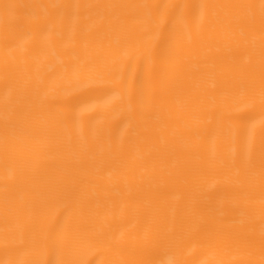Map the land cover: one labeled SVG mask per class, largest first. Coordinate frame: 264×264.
I'll use <instances>...</instances> for the list:
<instances>
[{
  "label": "bare ground",
  "instance_id": "obj_1",
  "mask_svg": "<svg viewBox=\"0 0 264 264\" xmlns=\"http://www.w3.org/2000/svg\"><path fill=\"white\" fill-rule=\"evenodd\" d=\"M0 264H264V0H0Z\"/></svg>",
  "mask_w": 264,
  "mask_h": 264
}]
</instances>
